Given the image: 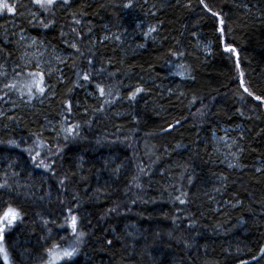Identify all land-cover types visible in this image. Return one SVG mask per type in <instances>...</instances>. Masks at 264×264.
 Instances as JSON below:
<instances>
[{
	"label": "trees",
	"instance_id": "obj_1",
	"mask_svg": "<svg viewBox=\"0 0 264 264\" xmlns=\"http://www.w3.org/2000/svg\"><path fill=\"white\" fill-rule=\"evenodd\" d=\"M206 3L225 21L223 38L199 0H71L52 13L20 0L0 15L9 82L23 87L38 71H12L19 30L64 56L39 101L26 89L24 100L0 99V183L11 185L0 204L23 213L2 241L11 264H44L53 242H73L69 207L85 236L66 264H264V103L240 86L243 72L264 96V0ZM97 84L112 95L100 97ZM136 87L144 91L130 99ZM222 133L237 142V166L215 155L212 137ZM28 149L52 167H36Z\"/></svg>",
	"mask_w": 264,
	"mask_h": 264
},
{
	"label": "snow or ice",
	"instance_id": "obj_2",
	"mask_svg": "<svg viewBox=\"0 0 264 264\" xmlns=\"http://www.w3.org/2000/svg\"><path fill=\"white\" fill-rule=\"evenodd\" d=\"M71 2V0H32V3H34L35 5H38L39 8L45 12V13H52L53 9L59 4L61 6H67L69 5ZM200 4L203 6V9L207 12L210 13L212 17L214 18H218L219 20V25L220 27L218 28V31L221 34V37L223 38L224 36V24L225 21L223 19V17L221 16V14L219 12H214L212 10V8L209 6L208 3H206V0H199ZM131 3H127L124 5L125 8H129L131 7ZM16 8L17 5L16 4H12L7 2V0H5V2L0 3V12H7V13H15L16 12ZM33 17L35 18V14H33ZM75 24L79 25L81 23V21L79 19H75ZM31 23V21H30ZM55 23V21H48L47 23H45L43 20L39 21V24L44 27V28H48L50 26H53ZM73 32H77V29L73 28L72 29ZM89 31H91V29H89ZM155 31V28H150L149 32ZM63 35V33H62ZM145 35H148V33H145ZM21 39H23V37H21ZM71 47L73 49H76L77 52H79V47L78 45L73 42L71 44ZM224 50L226 52H230V53H235L237 56V61H236V65L239 68V54L236 50L235 47H233L230 44H226ZM173 55H177V53H172ZM182 55V53L180 54ZM58 62L63 63V60H61L59 57L56 58ZM89 65L92 64V61L89 60L88 61ZM180 68H183V65L179 66ZM36 68L40 69L41 66L39 63L36 64ZM54 69L49 68L47 70V72L45 73L43 70H38V71H34V72H29L27 75L29 77V83L23 85V87L19 86L18 84H5L4 88L12 90V89H16L20 96H24L25 95V91L24 89L27 90V97L28 100L30 101L31 99H33L34 97H39V96H43L46 93V88L51 91V86L47 85L45 76H51L53 73ZM102 71V70H101ZM177 75H182V72H177ZM76 75L78 77L81 76V72L77 71ZM110 75H114V74H110ZM60 79L62 80L63 77H60ZM82 79L84 81H89L91 79V74L88 72H84ZM240 86L243 88L244 93H246L249 97H252L254 100L256 101H260L261 103H264V96L262 95H254L253 92H251L249 90L248 87L245 86L244 80H243V72L240 73ZM97 90L99 91V95L100 97H105V96H111L112 95V91L111 89H108L106 91L105 87L97 84L96 85ZM69 91L71 92L72 89H69ZM144 89L141 87H136L135 91H133L131 93L130 99H135L136 95L138 93L143 92ZM7 95V93H5V96ZM0 99H3V97H0ZM111 101L105 100V103H110ZM68 106H67V111L71 112L72 110V104L71 101H68ZM0 115H3V113H0ZM241 115H243V113H241ZM179 123V122H177ZM172 125H169V128H172ZM79 128V125H73V126H69L63 129V131L65 132V139L68 138V135H77V129ZM162 131H166V130H162ZM9 143H15L14 141H9ZM19 145H17L18 147ZM232 145H228V147L230 148ZM29 154L31 156V159L33 160V162L35 163L36 167L40 168H44L46 170L50 169L52 167V165L48 164L45 162V159H39L41 156V153L39 151L35 152V155H31L32 149H28ZM51 152V150H49ZM57 151H59V149H57ZM242 151V149H241ZM53 155H55V153H52ZM230 155H232L234 158L236 157V153H230ZM229 167H234L236 165H233L232 163H229L228 165ZM261 169L257 168L256 171L259 172ZM139 171L141 173H144V168L140 167ZM6 175V174H5ZM13 175H17L16 173H13ZM191 182V181H190ZM61 184L64 183V181H60ZM132 183H134L137 187H139V176H134L132 178ZM11 185L8 183L7 178L4 180L3 183H0V189H10ZM187 193H181L180 196H176L175 199L177 201H179L180 204H185L186 200L182 199L181 196H186ZM112 211H115V209H112ZM23 218V213L22 210L19 207L14 206V204L10 201H5L2 204H0V260L3 261V264H11L10 261V256H9V252L7 250V248L4 246V244L2 243L3 239H4V234L6 232V230L12 228L18 221H21ZM47 223V222H45ZM65 224L68 225V227H70L71 229V233L72 235L75 237V240L71 243L68 244L67 247H63L60 243L57 242H53L51 244L50 247L45 249V255L47 257V259L44 261V264H61V262H66L68 260H70L73 256L76 255V253L78 252V246L79 244L82 242V238L85 236V233L83 231H79V225H78V217L73 214V209L71 207H69L67 209V216L65 217ZM61 227H64V225H61ZM61 240L65 239L64 237L60 238ZM109 244H111V241L108 242ZM262 252H264V249H261ZM255 259V257H254ZM242 264H246V262H242Z\"/></svg>",
	"mask_w": 264,
	"mask_h": 264
},
{
	"label": "rangeland",
	"instance_id": "obj_3",
	"mask_svg": "<svg viewBox=\"0 0 264 264\" xmlns=\"http://www.w3.org/2000/svg\"><path fill=\"white\" fill-rule=\"evenodd\" d=\"M18 1L20 0H7V2L12 4ZM2 2H5V0H0V3ZM33 7L35 6L33 5ZM3 14L4 12H0V15ZM21 37H23V39H21ZM11 47L12 50L15 49L18 51V53H20V56L17 60L19 64H16L17 67H14L12 71H16L18 69L23 68L25 69L29 66L34 69L36 68L37 63H39L41 66V68L38 70H48L49 68L56 69L58 64H60V62H58L56 58H64V56H61L60 53H57L54 50H52V52L48 51L49 48L44 45L41 41H37L34 37H30L29 35L25 34L23 31L20 30L15 35V38L11 43ZM30 70L31 72H34V70L32 69ZM8 77V75L3 76L0 74V96L3 97V99H1L3 106L11 105L15 101L17 102L19 100H24L21 99L22 96H20L18 92L4 88L5 84H13L8 81ZM25 78L27 81H29V77L27 74H25ZM5 93H7L6 96ZM35 99L37 101L40 100V98L37 97H35ZM236 143L237 142L235 140L229 138L226 134L223 133L220 135H213L212 137V145L214 148L215 155L218 156L223 152V161L227 165H229V163H232L233 165L237 166V155L235 158L232 155H229V153H236V151H234V149L236 150ZM228 145L232 146L229 148Z\"/></svg>",
	"mask_w": 264,
	"mask_h": 264
}]
</instances>
